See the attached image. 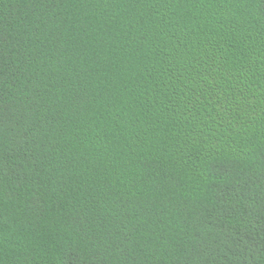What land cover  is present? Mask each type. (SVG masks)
I'll return each mask as SVG.
<instances>
[{
	"label": "trees",
	"instance_id": "1",
	"mask_svg": "<svg viewBox=\"0 0 264 264\" xmlns=\"http://www.w3.org/2000/svg\"><path fill=\"white\" fill-rule=\"evenodd\" d=\"M0 264H264V0H0Z\"/></svg>",
	"mask_w": 264,
	"mask_h": 264
}]
</instances>
